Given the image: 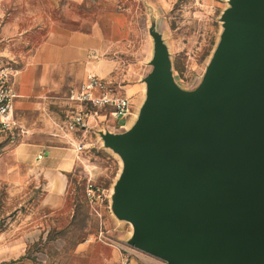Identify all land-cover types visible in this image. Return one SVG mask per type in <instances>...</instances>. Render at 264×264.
Here are the masks:
<instances>
[{
  "label": "water",
  "instance_id": "water-1",
  "mask_svg": "<svg viewBox=\"0 0 264 264\" xmlns=\"http://www.w3.org/2000/svg\"><path fill=\"white\" fill-rule=\"evenodd\" d=\"M200 85L175 81L152 23V71L125 132L99 131L123 168L111 196L128 243L167 264H264V0H228Z\"/></svg>",
  "mask_w": 264,
  "mask_h": 264
},
{
  "label": "rangeland",
  "instance_id": "rangeland-1",
  "mask_svg": "<svg viewBox=\"0 0 264 264\" xmlns=\"http://www.w3.org/2000/svg\"><path fill=\"white\" fill-rule=\"evenodd\" d=\"M63 5L66 4L53 3L52 9L44 13L58 19L63 16ZM85 5L80 10L85 11L84 24L56 28L85 32L94 29L108 36V41L93 43L107 44L100 56L110 63L109 75L104 79L130 100L131 114L117 122L115 129L109 128L125 132L135 123L146 96L145 78L152 71L154 55V40L149 32L152 22L168 46L175 81L183 89L193 90L202 82L221 39V17L229 3L89 0ZM69 7L74 14L73 4ZM41 11L5 10L0 15V55L14 65L16 81L24 95L20 99L26 100L15 113L25 134L16 143H0V264H167L128 243L132 225L118 219L111 209V196L123 161L103 145L98 129L84 138L86 147L79 151L80 163L68 175L63 194L52 193L43 181H18L7 175L13 145L35 144L42 148L63 143L62 136L69 133L64 130V121L75 108L68 97L71 89L83 82L76 79L82 71L78 62L73 66L66 62L46 76L50 78L46 82L49 85L39 95L32 94L35 72L29 64L52 27L37 23L41 19H35L39 17L36 13ZM7 21L16 23L6 27L2 36ZM106 128L104 120L100 129ZM89 182L104 189L103 200L97 204L90 203L85 195Z\"/></svg>",
  "mask_w": 264,
  "mask_h": 264
},
{
  "label": "crops",
  "instance_id": "crops-1",
  "mask_svg": "<svg viewBox=\"0 0 264 264\" xmlns=\"http://www.w3.org/2000/svg\"><path fill=\"white\" fill-rule=\"evenodd\" d=\"M86 1L89 0H0V15L4 14L5 10H30L32 8H38L42 11L40 14L36 13L39 17L35 19H41L42 21H37V23L49 24L52 26L49 30V36L44 41L43 45L40 46L38 52L33 55L34 59L29 64L33 67L35 72L31 88L32 94L39 95L42 90L49 85H46V82L50 80V78L46 76L51 74L50 72H55L58 66L66 62L71 66L78 62V65L82 68V71L76 78L78 81H84V78H86L85 75H87L88 72H94L103 79L109 75L110 63L100 57L103 51L106 50L107 44L96 46L93 43L95 40L108 41L107 35H101L99 31L94 29L85 32L78 28H68L65 30L56 28L57 26H77L84 24L86 18V16H84L85 11L83 13L80 10H83L84 7L86 8ZM53 3L66 4L63 5V16H60L58 19H53L50 13H44V10L48 9L50 11L52 9ZM69 4H73V7H75L74 14H72L73 12H71ZM30 22L32 23V20ZM15 23L16 21L5 22L7 25L1 30L3 33L1 35L4 36L6 27H10V24L14 25ZM95 23L98 24L99 20ZM2 57L0 55V59L3 62L14 68L12 63L6 61ZM14 86L18 93V98L16 100L17 110L25 105L26 100L20 99L24 95L21 85L16 81V77H14ZM109 131L114 132L111 129ZM64 137H67L68 140ZM62 139L63 143L59 145L42 148L36 147L35 144L26 145L20 143L13 145L10 148L9 157L12 158V161L7 164L6 169L9 170L7 175L11 176V179H18V181L22 179H27L31 182L43 181V184L52 193L63 194L67 189L68 175L76 169L80 160L79 151L74 145L67 142L72 140L73 143H76L77 140H79V136L73 132H69L62 136ZM42 152V158L38 159L39 154ZM47 153L49 154L47 155ZM4 247L5 246L2 248Z\"/></svg>",
  "mask_w": 264,
  "mask_h": 264
},
{
  "label": "built area",
  "instance_id": "built-area-1",
  "mask_svg": "<svg viewBox=\"0 0 264 264\" xmlns=\"http://www.w3.org/2000/svg\"><path fill=\"white\" fill-rule=\"evenodd\" d=\"M14 68L0 59V143H16L26 130L15 117L18 93L14 86ZM69 100L75 104L64 121V130L79 136V140L72 145L78 151L86 147L84 138L96 129L98 131L116 128L117 122L131 114V103L127 96L115 89L110 82L99 77L94 72H88L85 80L70 91ZM107 122L105 129H100L103 121ZM110 123V124H108ZM121 126V123H119ZM43 152L38 159L42 158ZM85 195L90 203L103 200L104 189L89 182Z\"/></svg>",
  "mask_w": 264,
  "mask_h": 264
},
{
  "label": "bare ground",
  "instance_id": "bare-ground-1",
  "mask_svg": "<svg viewBox=\"0 0 264 264\" xmlns=\"http://www.w3.org/2000/svg\"><path fill=\"white\" fill-rule=\"evenodd\" d=\"M132 225V224H131Z\"/></svg>",
  "mask_w": 264,
  "mask_h": 264
}]
</instances>
